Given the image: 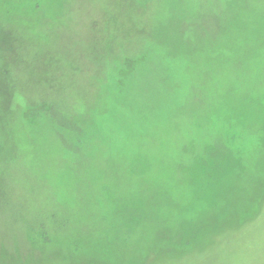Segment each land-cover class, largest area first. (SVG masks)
I'll return each mask as SVG.
<instances>
[{"label":"rangeland","instance_id":"374dc122","mask_svg":"<svg viewBox=\"0 0 264 264\" xmlns=\"http://www.w3.org/2000/svg\"><path fill=\"white\" fill-rule=\"evenodd\" d=\"M0 264H264V0H0Z\"/></svg>","mask_w":264,"mask_h":264}]
</instances>
